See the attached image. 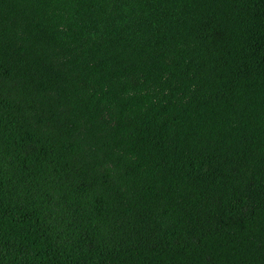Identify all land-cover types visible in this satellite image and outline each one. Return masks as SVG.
Masks as SVG:
<instances>
[{
  "label": "trees",
  "instance_id": "1",
  "mask_svg": "<svg viewBox=\"0 0 264 264\" xmlns=\"http://www.w3.org/2000/svg\"><path fill=\"white\" fill-rule=\"evenodd\" d=\"M0 264H264V0H0Z\"/></svg>",
  "mask_w": 264,
  "mask_h": 264
}]
</instances>
